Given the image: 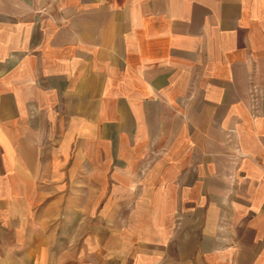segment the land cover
Returning a JSON list of instances; mask_svg holds the SVG:
<instances>
[{
    "label": "crops",
    "instance_id": "0c3cea01",
    "mask_svg": "<svg viewBox=\"0 0 264 264\" xmlns=\"http://www.w3.org/2000/svg\"><path fill=\"white\" fill-rule=\"evenodd\" d=\"M0 264H264V0H0Z\"/></svg>",
    "mask_w": 264,
    "mask_h": 264
}]
</instances>
